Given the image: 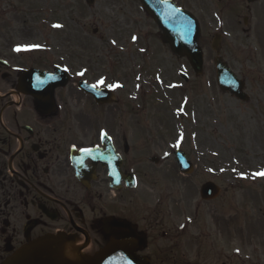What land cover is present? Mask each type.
<instances>
[{"label": "flooded vegetation", "instance_id": "af4514ba", "mask_svg": "<svg viewBox=\"0 0 264 264\" xmlns=\"http://www.w3.org/2000/svg\"><path fill=\"white\" fill-rule=\"evenodd\" d=\"M19 11L15 2L0 0V264L45 236L63 237L70 258L93 257L110 239L130 238L129 230L145 264L211 263L202 249L209 244L213 250L223 235L219 225L195 230L191 260L177 251L185 231L174 206L197 162L183 150L177 130L150 128L141 120L151 110L159 114L154 105L162 98L141 93V86L134 95L126 81L99 84L67 41L54 51L21 48L6 16ZM86 86L110 90L112 101L97 102ZM177 149L190 164L187 173L177 164ZM208 181L214 182L204 180L198 189L205 203L222 194L220 189L216 198L201 199ZM222 253L212 264H229Z\"/></svg>", "mask_w": 264, "mask_h": 264}, {"label": "rangeland", "instance_id": "374dc122", "mask_svg": "<svg viewBox=\"0 0 264 264\" xmlns=\"http://www.w3.org/2000/svg\"><path fill=\"white\" fill-rule=\"evenodd\" d=\"M10 1L20 9L6 16L19 32L21 48L54 51L67 41L69 50L84 55L80 60L96 79L103 78L105 84L126 81L134 95L141 86V93L162 98L154 105L162 109L159 114L151 110L141 120L150 128L177 130L185 139L183 150L192 151L197 162L174 206L185 231L177 251L191 260V235L219 225L223 235L213 250L209 244L202 249L208 264L216 252H223L229 264H264V175H257L264 170V0H172L200 24L204 63L199 77L161 42L157 27L136 0H95L92 7L84 0ZM57 24L64 34L57 35ZM215 33L221 35L220 57L245 82L246 102L216 87L210 48ZM181 74L188 77L186 84ZM144 81L148 86H142ZM168 172L176 176L173 168ZM204 180L221 187L214 202L198 197Z\"/></svg>", "mask_w": 264, "mask_h": 264}, {"label": "water", "instance_id": "95a60500", "mask_svg": "<svg viewBox=\"0 0 264 264\" xmlns=\"http://www.w3.org/2000/svg\"><path fill=\"white\" fill-rule=\"evenodd\" d=\"M147 16H149L158 30L161 40L167 44L170 51L179 58H185L194 73H202L203 51L198 44L200 29L197 20L188 12L175 7L170 0H137ZM254 0H248L252 2ZM92 5L94 0H85ZM219 39L212 37L211 49L215 51L213 65L215 80L221 92L229 93L238 100L246 101L248 96L243 92L244 83L230 70L228 65L219 57ZM185 78V76H184ZM93 95L97 102H111L109 91L94 90L90 86L85 88ZM177 162L184 172L187 163L179 153ZM218 187L207 182L202 185L200 194L203 199H211L218 193ZM128 239H110L107 245L93 257L74 255L72 258L65 254L64 238L60 236H45L20 248L1 264H145V259L135 255L137 249V235L129 230Z\"/></svg>", "mask_w": 264, "mask_h": 264}, {"label": "snow or ice", "instance_id": "6c2138e0", "mask_svg": "<svg viewBox=\"0 0 264 264\" xmlns=\"http://www.w3.org/2000/svg\"><path fill=\"white\" fill-rule=\"evenodd\" d=\"M54 27H61V25H54ZM133 39H135V37H133ZM17 50H19V49H17ZM98 83L99 84H103L104 83V80H103V78L100 80V81H98ZM114 86H119V85H109V87H114ZM102 131V135L103 136H107V133L104 131V130H101ZM82 151L84 152V153H86V154H91V152L93 151V149H91V148H84V149H82ZM257 175H264V170H262L260 173H257Z\"/></svg>", "mask_w": 264, "mask_h": 264}]
</instances>
